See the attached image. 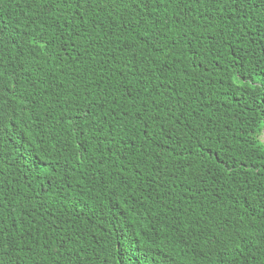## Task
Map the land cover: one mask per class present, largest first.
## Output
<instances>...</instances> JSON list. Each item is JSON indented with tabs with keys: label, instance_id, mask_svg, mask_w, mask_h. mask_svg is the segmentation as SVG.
<instances>
[{
	"label": "trees",
	"instance_id": "16d2710c",
	"mask_svg": "<svg viewBox=\"0 0 264 264\" xmlns=\"http://www.w3.org/2000/svg\"><path fill=\"white\" fill-rule=\"evenodd\" d=\"M0 264H264V0H0Z\"/></svg>",
	"mask_w": 264,
	"mask_h": 264
}]
</instances>
